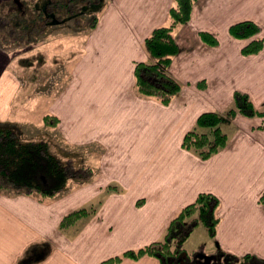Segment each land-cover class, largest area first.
Wrapping results in <instances>:
<instances>
[{
    "label": "crops",
    "instance_id": "obj_1",
    "mask_svg": "<svg viewBox=\"0 0 264 264\" xmlns=\"http://www.w3.org/2000/svg\"><path fill=\"white\" fill-rule=\"evenodd\" d=\"M171 3L104 0L93 29L66 33L80 37L81 47L77 58L66 61L70 81L50 99L47 110L59 118V133L73 151L87 146L100 150L88 157L96 164L95 174L89 181L71 180L76 186L69 181L53 197L0 190V264H16L24 253L31 264H98L162 238L170 219L204 191L219 198L215 234L209 236L198 225L185 241L186 249L206 255L220 249L264 259V204L259 201L264 190V116L226 119L222 127L227 143L208 158L181 146L198 114L223 112L235 89L264 109V42L257 53L243 54L241 47L249 38H236L228 30L233 22L249 19L260 26L264 40V0L194 3L189 20L174 29L178 52L168 72L181 89L165 105L137 93L133 68L148 58L142 41L169 21ZM200 31L211 33L218 43H205ZM3 58L8 55L0 51ZM12 77L0 73V101L7 104L16 87ZM109 185L115 188L109 190ZM88 204L95 206L93 214L58 228L65 213ZM115 264L158 260L142 255Z\"/></svg>",
    "mask_w": 264,
    "mask_h": 264
},
{
    "label": "trees",
    "instance_id": "obj_2",
    "mask_svg": "<svg viewBox=\"0 0 264 264\" xmlns=\"http://www.w3.org/2000/svg\"><path fill=\"white\" fill-rule=\"evenodd\" d=\"M196 1L172 0L168 10L169 22L154 27L143 39L142 45L148 58L136 61L133 69L138 94L152 97L166 105L181 89V82L168 72V66L178 52L174 29L189 20ZM103 2L104 0H3L0 2V40L3 44L35 42L52 20L64 21L68 17H71L74 26L80 28L83 26L80 13L84 11H92L84 26L94 28L98 19L96 12ZM96 3L97 7L93 8ZM6 5L8 8L4 10ZM228 30L236 38H249L241 47L243 54L257 53L263 47L264 40L259 35L260 26L252 20L233 22ZM199 36L209 45L218 43L217 38L207 31H200ZM237 114L247 117L264 116V109L257 108L245 91L235 89L231 104L223 112L207 110L198 114L193 127L184 133L181 146L202 159L208 158L227 143L228 135L222 127L223 122ZM44 119L53 126L58 122V118L52 115H45ZM92 176L91 167L77 164L72 157L58 155L46 139L24 138L15 128L0 123V190L37 194L42 198L53 197L69 181H85ZM112 187L115 188V185H109V190ZM259 201L264 204V190ZM218 205L219 198L214 193L199 192L193 201L184 205L170 219L162 238L136 249H127L98 264H115L124 257L137 259L142 255L156 257L158 264H264L263 258L251 253L238 256L216 249L213 254L206 255L201 249L192 252L186 249L185 241L198 225L204 226L209 236H214L219 221ZM95 209L94 205L88 204L68 211L58 222V228L64 230L71 227L80 219L93 214ZM31 263L28 253H24L16 262Z\"/></svg>",
    "mask_w": 264,
    "mask_h": 264
},
{
    "label": "rangeland",
    "instance_id": "obj_3",
    "mask_svg": "<svg viewBox=\"0 0 264 264\" xmlns=\"http://www.w3.org/2000/svg\"><path fill=\"white\" fill-rule=\"evenodd\" d=\"M97 5L98 3L93 5V8H96ZM7 8L8 5L4 6V10ZM91 12L84 11L80 13V22L83 24L80 28L90 30L84 25L90 18ZM100 12L99 8L96 12L98 13V18ZM72 28L78 27L74 26L71 17H68L64 21L52 20L46 26L45 32L39 37V40L35 42L3 44L0 40L1 53L4 56L8 55V59L5 58L6 61H0V73L4 72L12 75L16 84L9 103L0 101V123H5L9 127L15 128L24 138L46 139L55 153L64 157H72L77 164L91 167L94 176L96 164H92L93 162L88 157L92 154H98L100 150H95V147L94 149H88L87 146V148H82V152H78L77 150H80V148H77L75 151L82 158L78 154L73 157L72 154L75 151L63 142L61 133H59V118L57 117L58 122L54 126L47 124L44 119L45 115L56 116L54 112L47 110V106L50 103V99H53L55 94L63 89L65 83L70 81V72L67 70L68 63L66 61L68 58L78 57L77 49L81 47V38H72L71 34H66L71 33L70 31H75ZM70 66L69 64L68 68ZM3 67H5V70H3ZM5 88L10 90L9 85H5ZM85 181H89V179ZM69 184L70 186L72 184L76 186L77 182L70 181Z\"/></svg>",
    "mask_w": 264,
    "mask_h": 264
}]
</instances>
